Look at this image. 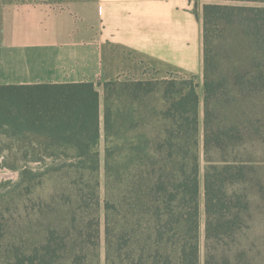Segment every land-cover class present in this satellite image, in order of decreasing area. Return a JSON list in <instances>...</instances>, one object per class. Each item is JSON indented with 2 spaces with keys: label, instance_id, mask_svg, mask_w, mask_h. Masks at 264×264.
Here are the masks:
<instances>
[{
  "label": "trees",
  "instance_id": "1",
  "mask_svg": "<svg viewBox=\"0 0 264 264\" xmlns=\"http://www.w3.org/2000/svg\"><path fill=\"white\" fill-rule=\"evenodd\" d=\"M206 1L203 133L200 76L103 83V181L95 83L0 86V264H101L102 212L105 264H264V0Z\"/></svg>",
  "mask_w": 264,
  "mask_h": 264
},
{
  "label": "crops",
  "instance_id": "2",
  "mask_svg": "<svg viewBox=\"0 0 264 264\" xmlns=\"http://www.w3.org/2000/svg\"><path fill=\"white\" fill-rule=\"evenodd\" d=\"M194 0H0V86L200 76Z\"/></svg>",
  "mask_w": 264,
  "mask_h": 264
},
{
  "label": "rangeland",
  "instance_id": "3",
  "mask_svg": "<svg viewBox=\"0 0 264 264\" xmlns=\"http://www.w3.org/2000/svg\"><path fill=\"white\" fill-rule=\"evenodd\" d=\"M194 4H192V8H191V12L194 14V10L196 11H201V8L203 6L204 3H206V0H194ZM198 4V5H197ZM257 4V3H255ZM197 5V6H196ZM261 5V4H258ZM195 15V14H194ZM202 25V24H201ZM170 78V76H167L166 78H160L158 76H156V72H154L153 70L151 71V75L149 76L148 79H168ZM129 78H124L122 80L119 81H125L128 80ZM198 84H199V93L201 96V108H200V116H201V132L203 133V119H204V104H203V100H204V87H203V79L200 75L199 79L197 80ZM97 88L100 91L101 95H102V99H101V115H102V139L100 142V146H99V150L101 152V158H102V181L103 179V174H104V154H105V150H106V142H105V126H104V115H105V100H104V87L101 84V82H97ZM101 85V86H100ZM159 88H157L158 90ZM121 90H118L115 93V96L113 97L111 104H112V108H113V120L115 121V124L117 126L114 127V132L115 133H119L121 131H124V127H122L123 125H126L127 123V116L129 114H131L129 111H127V108H130V98H119V94H120ZM159 95H157V97H155V95H152L150 97H148L146 100L151 99H159ZM130 101V102H129ZM43 103L45 104L46 102L43 101ZM141 103L138 102L136 105L141 109H144L145 107H147V105L142 104L141 106H139ZM136 106V107H137ZM120 111V112H119ZM146 112H142L141 114H145ZM9 130L8 127H5L4 131L0 134V149H2L4 152L0 153V184H4V183H16L19 179V174H20V170L19 169H15L12 168L11 165L14 163L13 159L11 158H7L9 156V152L10 149L9 147L12 146V141L9 140L8 136L5 135V132ZM3 190L5 191L4 194V198L0 201V205H3L4 207H6L8 205V203L6 202L7 200H9V195L6 194V192H8L10 189H6L3 188ZM104 196V192L102 190V198ZM201 245H202V260H204V252H205V211H204V205H203V200L201 202ZM101 232H102V239H101V247L99 249V252L101 253V264H105L104 263V256H105V244H104V213H101Z\"/></svg>",
  "mask_w": 264,
  "mask_h": 264
}]
</instances>
